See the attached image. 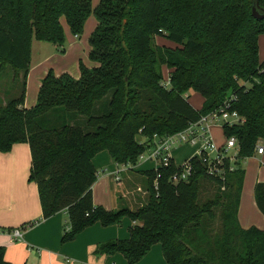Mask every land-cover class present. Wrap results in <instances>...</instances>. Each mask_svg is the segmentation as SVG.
<instances>
[{
	"label": "trees",
	"instance_id": "1",
	"mask_svg": "<svg viewBox=\"0 0 264 264\" xmlns=\"http://www.w3.org/2000/svg\"><path fill=\"white\" fill-rule=\"evenodd\" d=\"M256 3L264 7V0H101L95 8L92 0H0V65L23 74L20 94L0 104V150L30 144V179L38 186L43 217L69 214L62 242L96 222L110 226L129 217L138 222L130 237L101 243L96 253L119 252L135 264L160 243L168 264H264V230L244 228L239 220L243 162L264 140V59L259 57L264 19L253 16ZM92 13L97 26L89 38V58L95 65L81 62L78 78L50 69L36 104L25 107L33 41L62 44V17L79 36ZM156 36L178 46L155 47ZM163 66L171 69L168 86ZM192 90L204 97L201 109L190 103ZM226 101L244 118L223 124L227 137L239 142L236 170H227L224 179L210 177L197 161L189 181L173 184L174 166L143 169L138 173L146 203L109 210L94 202L93 159L99 152L109 151L115 163L135 164L154 135L184 130ZM204 180L217 192L201 201ZM255 198L264 215L262 181L255 185ZM217 209L219 233L212 224ZM5 251L0 246V264H13Z\"/></svg>",
	"mask_w": 264,
	"mask_h": 264
},
{
	"label": "crops",
	"instance_id": "2",
	"mask_svg": "<svg viewBox=\"0 0 264 264\" xmlns=\"http://www.w3.org/2000/svg\"><path fill=\"white\" fill-rule=\"evenodd\" d=\"M88 66H93V64L90 63ZM1 67L3 66L0 65ZM50 69H53L57 75L67 72L75 78H78L81 73L80 64L78 69L58 71L54 66L43 67L40 65V62L33 65L31 56L30 70L26 80L25 107L29 108L35 105L30 104L34 103V91H36L37 96L35 99L37 102L42 79ZM0 72H2V69H0ZM33 72L35 73L34 79L32 78ZM167 73L169 76V69ZM21 78H23L22 73ZM30 87L31 101L28 102ZM7 101L5 100L2 104L5 105ZM256 155L260 154L256 153ZM95 159L94 157V162ZM112 160L115 163L113 158ZM31 162V148L28 142L15 143L8 152L0 150V246L5 247V259L13 264H128L127 259L122 253H96V248L104 242L129 238L131 226L138 222L125 219L129 217H125L120 224L110 226H103L100 222H96L80 232L72 241L62 242L65 231L70 228L69 214L67 210H62L51 217H43L38 186L35 182L28 180ZM119 166L120 164L115 163L112 170L107 167L99 169L98 178L100 177L99 172L101 173V170L107 169L108 174H101L103 177H113L120 183L124 181V186L128 189L136 185L137 192L134 190V193H138L139 197L146 198V194L143 192L145 181L143 176L141 177L138 174V171L143 170L144 168L142 167L146 165L123 171L120 174V179L117 180L114 172ZM147 168H150V166ZM257 182L259 180L256 181L255 185ZM97 184L98 182L96 181L93 186L94 202L109 210H116L118 207L117 195L119 190L103 185L102 188H99V190L103 191V196L98 192ZM139 188L143 190L139 191ZM111 198H114L117 204H114ZM137 199L138 197H134L133 200L129 199L128 202L135 205V203L139 202H137ZM127 207L134 209L132 205ZM259 221L261 220L259 219ZM29 222H34V225L24 230L23 239L17 241L12 240L9 230ZM249 227L251 226H244V228ZM135 264L168 263L165 259L161 244L156 243L152 246L148 254Z\"/></svg>",
	"mask_w": 264,
	"mask_h": 264
},
{
	"label": "rangeland",
	"instance_id": "3",
	"mask_svg": "<svg viewBox=\"0 0 264 264\" xmlns=\"http://www.w3.org/2000/svg\"><path fill=\"white\" fill-rule=\"evenodd\" d=\"M101 0H92V6L95 8L100 4ZM61 23L64 29V41L62 44H55L52 42L47 41H33V55H32V64L35 65L40 62L41 66H54V68L58 71L68 69L74 70L75 68L78 69L79 64L81 62L89 65L90 63L95 65L89 58L90 52V44L89 38L93 31L97 26V18L94 13H92L86 20L84 25V31L81 35L77 36L73 33L67 19L65 17L61 18ZM153 45L155 47L158 46H165V47H176L178 46L176 43L168 40L162 36H156L153 40ZM259 57L261 60L264 59V34L260 35L259 37ZM4 67V68H3ZM1 67L2 72H0V104H2L5 100H10L16 98L22 89V78L21 74L13 69L10 65H5ZM164 67V66H163ZM169 69V68H168ZM168 69L166 67L163 68L164 78L168 77ZM169 71H171L169 69ZM35 73L33 72L32 78L34 79ZM31 87L29 88V98L28 102L31 101ZM190 103L196 109H201L204 104V97L199 92L190 91ZM34 96V103L36 104V91L33 92ZM7 98V99H5ZM52 115V114H51ZM49 115L43 118V122H49ZM51 122H54V116H51ZM78 121L81 123L83 122V117H78ZM73 123V122H72ZM212 132L214 138L218 144H224L227 141V135L225 134L222 126H214L212 128ZM141 140H144L140 137ZM259 143H264V140H261ZM181 148L177 149L174 156L176 158L177 163H181L185 160V158L189 157L196 151V147L193 145H186L183 144L180 146ZM256 150L254 156L249 157L244 160L243 167L246 170L245 175V183L244 189L241 198V204L239 209V216H240V223L244 226H260L259 228H264V215L260 211L257 206L256 198H255V183L257 180L262 181L264 180V155H256ZM230 153H233L231 151ZM95 166L97 170L103 169L105 167L109 169H113L114 162L112 160V156L109 151H101L95 156ZM142 168L147 169L151 164L150 163H143ZM122 167V166H121ZM140 175V173H138ZM100 177L98 178L97 182V190L103 196V191L99 190L102 188L103 185L110 186V188H117L118 192V207L116 210L132 205L134 209L141 206V203H146L147 198L139 197L138 193H134V190L137 192V186L134 185L133 187L125 188L124 181L122 183L117 182L113 177H103L99 172ZM142 177V176H141ZM30 182H34L30 179V174L28 177ZM124 180V179H123ZM201 191H200V200L205 201L208 198H212L216 191V186L211 181H202L201 183ZM134 197H138L137 202L134 204H130L128 201L129 199H134ZM104 199V198H103ZM111 200H115L111 198ZM114 204H117L114 201ZM137 204V205H136ZM221 214L222 211L220 209L216 210V218L212 221L213 226L216 228L218 233L221 230ZM262 221H259V219ZM126 220L130 218H125ZM125 225V224H124ZM263 226V227H262ZM16 228V227H15Z\"/></svg>",
	"mask_w": 264,
	"mask_h": 264
},
{
	"label": "built area",
	"instance_id": "4",
	"mask_svg": "<svg viewBox=\"0 0 264 264\" xmlns=\"http://www.w3.org/2000/svg\"><path fill=\"white\" fill-rule=\"evenodd\" d=\"M164 83L166 86L170 84L169 76L165 78ZM230 106V102L226 101L220 108L191 122L184 130L172 134L154 135L149 146L139 155L135 164H120L114 172L116 179L119 180L120 174L125 170L138 168L143 163H150V168L147 169L159 170L174 166L175 171L171 174L170 181L173 184H179L191 179L195 173V162L197 161L204 166L208 176L224 179L227 170L234 171L237 168L240 160V146L235 136L228 137L222 145L218 144L213 136L212 128L214 126L223 128L225 122L234 125L244 121L238 111L231 110ZM183 144L195 146L196 151L183 162L177 163L174 154ZM231 151L233 153H230ZM256 153L264 154V143L257 144ZM101 174L107 175V169L101 170ZM160 175L158 173V176ZM155 188H158L157 181H155ZM138 190L141 191L142 188ZM24 230L21 226L10 229L9 234L12 240H22Z\"/></svg>",
	"mask_w": 264,
	"mask_h": 264
},
{
	"label": "water",
	"instance_id": "5",
	"mask_svg": "<svg viewBox=\"0 0 264 264\" xmlns=\"http://www.w3.org/2000/svg\"><path fill=\"white\" fill-rule=\"evenodd\" d=\"M252 13L256 19H264V7L260 6L259 3L253 5Z\"/></svg>",
	"mask_w": 264,
	"mask_h": 264
}]
</instances>
